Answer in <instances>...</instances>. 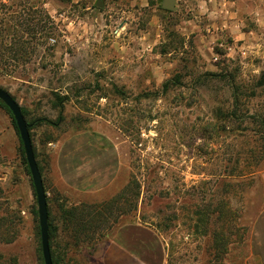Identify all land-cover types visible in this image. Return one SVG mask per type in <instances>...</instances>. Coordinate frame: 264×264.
<instances>
[{
	"label": "rangeland",
	"instance_id": "rangeland-1",
	"mask_svg": "<svg viewBox=\"0 0 264 264\" xmlns=\"http://www.w3.org/2000/svg\"><path fill=\"white\" fill-rule=\"evenodd\" d=\"M96 1L0 0V87L24 111L58 264H101L110 232L133 221L157 231L163 264H256L245 239L264 201V0ZM1 102L0 231L15 235L2 234L0 264H44L23 145ZM87 128L108 132L121 159L95 196L66 191L53 168L58 142ZM212 210L216 242L195 224Z\"/></svg>",
	"mask_w": 264,
	"mask_h": 264
},
{
	"label": "crops",
	"instance_id": "crops-1",
	"mask_svg": "<svg viewBox=\"0 0 264 264\" xmlns=\"http://www.w3.org/2000/svg\"><path fill=\"white\" fill-rule=\"evenodd\" d=\"M97 4V1H96ZM175 4V3H174ZM121 164L111 135L97 128L74 131L58 142L53 168L66 191L95 196L109 189ZM264 197V170L260 172ZM245 247L254 263L264 264V201L250 220ZM164 244L157 231L142 222L116 225L101 251V264H163Z\"/></svg>",
	"mask_w": 264,
	"mask_h": 264
},
{
	"label": "water",
	"instance_id": "water-1",
	"mask_svg": "<svg viewBox=\"0 0 264 264\" xmlns=\"http://www.w3.org/2000/svg\"><path fill=\"white\" fill-rule=\"evenodd\" d=\"M174 3L175 0H162L161 5L164 9L173 10L175 9ZM97 5H101V0H97ZM0 100L10 110L23 145L27 166L30 172L36 196L43 263L53 264L49 247L47 197L42 180V175L35 159L33 145L29 133V127L20 105L13 98V96L2 87H0Z\"/></svg>",
	"mask_w": 264,
	"mask_h": 264
},
{
	"label": "trees",
	"instance_id": "trees-1",
	"mask_svg": "<svg viewBox=\"0 0 264 264\" xmlns=\"http://www.w3.org/2000/svg\"><path fill=\"white\" fill-rule=\"evenodd\" d=\"M0 24H1V22H0ZM211 75H214V74L212 73ZM166 82L163 84V86L167 88V83ZM234 95H235V93H234ZM235 98L236 97L234 96V99ZM1 105L9 112V114L11 116V119H12V123H13L14 127L17 129L10 110L8 109V107L6 105H4V103L1 102ZM21 110H22V112L24 114V111H23L22 107H21ZM21 150H22V154H23L22 156H23L24 162L26 164V170H27L28 174H30L28 166H27V162H26V158H25L23 147L21 148ZM33 150H34V155H35L36 162L38 164L39 170H40L41 175H42V169H41L40 164L38 162L37 154H36L34 146H33ZM42 180H43V178H42ZM47 209H48V207H47ZM76 211H77L76 207L72 206L71 208L63 209V212H61L62 213V218H63V220L65 222H67V225L70 224V223H74V221H77ZM49 215L50 214H49V211H48V216ZM198 215L200 216L201 213L200 212L198 213V211H196L195 216H198ZM3 216H6V215L3 214L0 217V225L5 224V217H3ZM219 218H220L219 215L212 210V211H207L206 213L202 214L201 219L197 218L195 220V224L197 226V229L200 226H202V227H200L201 230H202V233L203 234L209 233V239L211 240V242H214V240L216 242L217 237L219 236L220 233H222L224 225H223L222 222H220ZM55 231H56L55 227L48 220L49 247H50L51 258H52L53 264H58L59 263V259H58V256L55 255V251L53 249L54 247L52 246V239H53V236L55 234ZM0 232H1L0 233V235H1L0 238L4 239L6 241H10L11 239L2 237L3 236L2 234L4 232L7 233V235H10V234L12 236L15 235V232L13 233V227H6V229H4L3 231L1 230ZM12 240H13V238H12Z\"/></svg>",
	"mask_w": 264,
	"mask_h": 264
}]
</instances>
